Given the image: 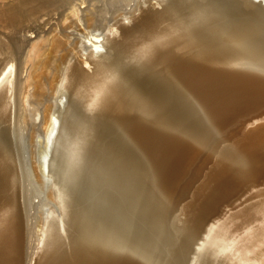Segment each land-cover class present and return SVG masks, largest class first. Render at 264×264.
<instances>
[{
    "label": "bare ground",
    "instance_id": "1",
    "mask_svg": "<svg viewBox=\"0 0 264 264\" xmlns=\"http://www.w3.org/2000/svg\"><path fill=\"white\" fill-rule=\"evenodd\" d=\"M2 1L0 264H186L204 226L219 242L221 205L264 175V0ZM25 128L35 178L60 179L48 192L60 213L35 223L15 148ZM167 230L178 241L163 259ZM237 233L213 263L238 247L235 264L253 250L264 264L254 233L225 247Z\"/></svg>",
    "mask_w": 264,
    "mask_h": 264
},
{
    "label": "rangeland",
    "instance_id": "2",
    "mask_svg": "<svg viewBox=\"0 0 264 264\" xmlns=\"http://www.w3.org/2000/svg\"><path fill=\"white\" fill-rule=\"evenodd\" d=\"M127 2H129V3L124 2L125 6H122L123 9L126 11H127V9L131 10V7L133 9H135V8L137 9L142 5H147L148 0H128ZM127 5H130L131 7L128 6V7H130V8H128ZM2 8L6 9L7 6L4 4L3 1L1 2V0H0V11H3ZM2 25H3V23H0V32H1L0 34L2 35V36L0 35V40H3L6 42L8 39V36H6V34L3 35L2 33H3V31H5V32L11 31L12 29L11 30H9V29L12 27H7V24H4L3 26ZM19 29L21 30V32L23 34V33H25L27 28L26 29L23 28V30L21 28H18V31L21 34ZM1 37H3V38H1ZM4 38H5V40H4ZM60 101H61L60 105L62 107L64 106L63 111L65 110L64 114L60 116V121L58 124V126L60 127V130H61V125L65 124L67 121V119H66L67 113H65L66 108H67V104L64 105V101H66L68 103V97L66 96L65 99L60 100ZM52 103H54V100L52 101ZM42 118H43L42 114L39 113V115L36 116L37 123H39L42 120ZM17 133H16V139H15V148H16L17 156L20 157L21 162H22V168H23V172H24L23 182L24 181L26 182V183L25 182L23 183L25 186L23 185L22 187L23 188L25 187V188H27V190H29L28 191V198H29V201L33 204V207H31L32 212L31 211H29V212H30V215L32 213H33L32 215H34V213H35L34 216H36V217H34V216L32 217V215H31L30 222L32 223V220L34 219L33 223H35L37 220L40 219V217H42L43 219H46L48 217L47 216V212L49 211L48 209L51 207L53 208L54 205H55V209L57 210V212L60 213L58 206L55 203H52L48 199V192L50 190L53 191L54 189L57 188V185H58L60 179L52 178V177L48 176L46 173H44V176H45L44 181H40V180L35 178V175H34L35 173H33L34 172V165H32V163L34 161L32 160V155L30 152L32 150L31 147H33L34 137L32 138V132H31L30 128H25V129H23L22 133H20V132H17ZM61 133H63V131H58L56 133V140H55V143H54L52 150L49 154L50 160L57 161L56 152L58 151L59 145L61 143V135H62ZM39 147L40 146H37V149ZM30 157H31V159H30ZM55 157H56V159H54ZM89 179H90V177L88 175L84 174L77 179V183H84V181H88ZM238 193L239 194L234 196V199H232L228 203H225L224 205L223 204L221 205L223 207L220 209V211H226V220L223 221V223L219 227V230L216 233V237L219 236V238H220L219 242L213 244L210 240H208L207 242H209V243H208V245H206L207 242L205 241V239H209L207 237V233L203 234L204 235L203 238H202L203 235L201 236V233H204L206 231V227L204 226L202 228L203 230L201 229V233H199L200 235H198L199 239L197 238L198 240L195 241L196 243L194 242V244L192 245V249H191L192 254L193 253L195 255L197 254L196 256L193 254L195 256V259H193V261H195L196 259L200 260V262L195 261L196 263L198 262L199 264H216V263H213V259L214 258L217 259L219 257V255L217 257V254L219 252V247L222 245V243H224L236 231H238V233L231 239V242H229L225 245L226 248H230V247H232V245H236L240 240H243V241H241V243H246L247 238L250 239L249 236L253 233L256 234L257 238L262 243V247L264 248V175L255 183H253L251 185L249 183L246 184ZM92 195L93 194L91 192L80 193L81 199L86 200L88 202H90V200H92ZM110 198L111 199H109V200L115 201L116 195L114 194V195L110 196ZM230 202H232V203L229 207ZM96 203H97V201L95 202V204ZM92 204H93V201H92ZM34 208H36V209H34ZM167 210H168V212L172 213L173 218L178 216V213H175L170 207ZM119 215H121V213L117 214L118 218H119ZM37 218H39V219H37ZM171 228L173 229L174 226ZM39 229H41V227H39ZM35 231L38 232L37 229H35ZM167 231L168 232L165 233V241H164V243H165V245H167V247H166V249L162 250V254L163 253H167V254H165L164 257L162 256L163 259L165 258V256L169 255L171 251H173L172 247L176 246L177 245L176 242L178 241L176 234L173 232L174 230L171 232L169 230H167ZM34 238H36V237H33V239ZM202 240L205 241V243ZM201 243H203V246H204V244H205V246H207L205 251H203L205 247L202 249L203 253H199V252H201V250H200L201 247H198V244L201 246L202 245ZM195 244H196V246H195ZM210 244L212 246H209ZM193 249H194V251H193ZM228 250L229 249H225L221 252L220 258L218 260L220 262V264H235V263H237V257H239L241 255V253L243 252L244 249L242 248V250H241V249H238V247H237L235 250H233L230 253V255H225V252H227ZM196 251H198V252H196ZM216 251H218L217 254L215 253ZM255 252H256V250H253L252 252H249L247 254L245 261H244V264L250 263L252 255ZM191 253L189 255V258H188L186 264L193 263L192 258H194V257ZM155 254L156 255L153 257L152 260L153 261H160L162 259L161 251L159 253L161 255H159V254L157 255V253H155ZM198 254H200V255L198 256ZM201 254H203V255H201ZM191 256H192V258H191ZM155 257H157V258H155ZM203 259L204 260L206 259V260L202 261ZM214 261L216 262L215 259H214ZM195 262H194V264H196ZM217 264H219V263H217Z\"/></svg>",
    "mask_w": 264,
    "mask_h": 264
}]
</instances>
